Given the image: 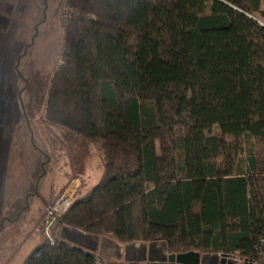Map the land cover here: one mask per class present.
I'll return each mask as SVG.
<instances>
[{
  "label": "trees",
  "instance_id": "trees-1",
  "mask_svg": "<svg viewBox=\"0 0 264 264\" xmlns=\"http://www.w3.org/2000/svg\"><path fill=\"white\" fill-rule=\"evenodd\" d=\"M68 2L46 120L105 162L57 226L264 259V0ZM56 239L23 264L100 259Z\"/></svg>",
  "mask_w": 264,
  "mask_h": 264
},
{
  "label": "rangeland",
  "instance_id": "rangeland-1",
  "mask_svg": "<svg viewBox=\"0 0 264 264\" xmlns=\"http://www.w3.org/2000/svg\"><path fill=\"white\" fill-rule=\"evenodd\" d=\"M68 5V0H0L1 21L11 25L7 31L0 24L2 37L16 41L15 59L0 52V264H23L36 241L47 238L48 208L64 195L72 202L85 196L104 171L100 140L71 137L46 120L49 87L62 63ZM211 132L219 134V127ZM57 223L56 236L64 226ZM16 237L14 246L9 241Z\"/></svg>",
  "mask_w": 264,
  "mask_h": 264
},
{
  "label": "water",
  "instance_id": "water-1",
  "mask_svg": "<svg viewBox=\"0 0 264 264\" xmlns=\"http://www.w3.org/2000/svg\"><path fill=\"white\" fill-rule=\"evenodd\" d=\"M60 237L84 249L97 252L107 260H124L128 263L149 264H250L240 262L241 257L229 253H170L167 242H131L123 246L112 238L94 236L80 229L64 225Z\"/></svg>",
  "mask_w": 264,
  "mask_h": 264
},
{
  "label": "built area",
  "instance_id": "built-area-1",
  "mask_svg": "<svg viewBox=\"0 0 264 264\" xmlns=\"http://www.w3.org/2000/svg\"><path fill=\"white\" fill-rule=\"evenodd\" d=\"M71 16H72V9L68 5L66 6L65 11H64L65 25L69 21ZM71 204H72L71 198H66V195H64L63 197L58 199L55 204L51 205L48 208L46 218H45L44 233L50 244H55L57 241L56 235H54L53 228L56 225L57 221L59 220L58 218L60 217V215H62L69 209ZM97 264H110V263L100 258L98 259ZM250 264H264V259L259 260V261H254Z\"/></svg>",
  "mask_w": 264,
  "mask_h": 264
},
{
  "label": "crops",
  "instance_id": "crops-1",
  "mask_svg": "<svg viewBox=\"0 0 264 264\" xmlns=\"http://www.w3.org/2000/svg\"><path fill=\"white\" fill-rule=\"evenodd\" d=\"M1 23L7 25V27L9 28V29H7V31L11 29V28H10V27H11L10 23L8 22V24H7V22H5V23L2 22V21H1V16H0V24H1ZM1 30H3V29H2V27H1V25H0V52H1V54H3L4 51H7V56H8L9 58L11 57L12 59H15V57H16V51H13V47H14V44H15L16 41H15V42H14V41H9V38H8V40H7V42H6V39H4V38H5V35H4V36L2 35ZM2 36H3L4 38H3ZM8 37H9V35H8ZM10 37L13 38V35L11 34ZM25 38H26V37H25ZM15 40H16V39H15ZM13 43H14V44H13ZM10 53H11V54H10ZM8 57H7V58H8ZM4 69H5V68H4ZM3 207H4V206H3V203H1V204H0V209H3ZM4 210H5V209H4ZM4 210H3V211H4ZM3 211H2V212H3ZM0 212H1V211H0ZM29 225H30V224H29ZM13 226H16V225H13ZM13 226H12V227H13ZM17 227H18V225H17ZM13 236H14V234H13ZM17 237H18V236H17ZM17 237H16L15 239L13 238V240L11 239V240L9 241L12 245L14 244V246H16V239H17ZM39 243H40V241L37 240V241H36V244H35L36 247L39 245ZM0 244H1V243H0ZM18 245H19V243H18ZM0 246H1V245H0ZM3 247H4V246H3ZM36 247H35V248H36ZM5 248H6V247H5ZM35 248H34V249H35Z\"/></svg>",
  "mask_w": 264,
  "mask_h": 264
},
{
  "label": "flooded vegetation",
  "instance_id": "flooded-vegetation-1",
  "mask_svg": "<svg viewBox=\"0 0 264 264\" xmlns=\"http://www.w3.org/2000/svg\"><path fill=\"white\" fill-rule=\"evenodd\" d=\"M240 262H243V260H241ZM132 264H149V263L148 262H143V263L135 262V263H132Z\"/></svg>",
  "mask_w": 264,
  "mask_h": 264
},
{
  "label": "bare ground",
  "instance_id": "bare-ground-1",
  "mask_svg": "<svg viewBox=\"0 0 264 264\" xmlns=\"http://www.w3.org/2000/svg\"><path fill=\"white\" fill-rule=\"evenodd\" d=\"M124 263H126V262H124Z\"/></svg>",
  "mask_w": 264,
  "mask_h": 264
}]
</instances>
